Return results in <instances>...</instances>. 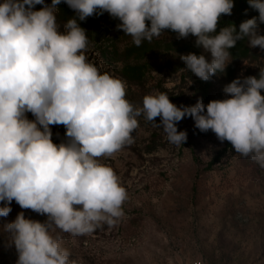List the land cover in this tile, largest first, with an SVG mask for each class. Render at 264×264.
Returning <instances> with one entry per match:
<instances>
[{
    "label": "clouds",
    "instance_id": "9594fccd",
    "mask_svg": "<svg viewBox=\"0 0 264 264\" xmlns=\"http://www.w3.org/2000/svg\"><path fill=\"white\" fill-rule=\"evenodd\" d=\"M61 2L0 0V217L11 213L13 201L46 216L41 221L21 210L3 225L16 264H75L56 229L90 234L125 215L128 193L101 157L133 143L141 114L157 127L159 116L176 145L188 139L178 122L190 116L195 127L211 129L264 168V68L237 76L223 87L230 95L206 105L199 98L178 106L157 90L138 107L126 98L125 81L87 58L89 37L80 24L107 12L137 46L166 30L177 39L191 34L203 51L180 58L186 70L207 81L225 71L237 41L247 37L250 47L264 51V0H248L258 16L243 20L239 30L229 24L219 31L235 0H64L74 15L63 23L57 19ZM53 125L66 129L59 142Z\"/></svg>",
    "mask_w": 264,
    "mask_h": 264
},
{
    "label": "rangeland",
    "instance_id": "374dc122",
    "mask_svg": "<svg viewBox=\"0 0 264 264\" xmlns=\"http://www.w3.org/2000/svg\"><path fill=\"white\" fill-rule=\"evenodd\" d=\"M57 19L67 21L59 8ZM111 19L104 12L80 21L89 37L85 54L101 71L125 81L126 98L138 107L146 94L157 90L178 106L193 105L199 98L206 105L230 95L223 87L237 76L258 75L264 68V51L247 42L245 57L230 52L225 71L204 81L186 70L180 58L203 51L194 36L177 39L166 30L137 46L130 35L109 28ZM260 29L264 34L262 23ZM138 121L133 143L101 157L128 193L125 215L90 234L73 236L56 229L70 259L75 264H264V168L236 152L230 141H220L211 129L195 127L190 116L178 122V130L187 131L184 145L168 140L159 116L155 121L160 127L143 114ZM52 129L54 142H59L66 129ZM21 210L46 219L13 201L11 213L0 217V264H16L17 252L3 225Z\"/></svg>",
    "mask_w": 264,
    "mask_h": 264
},
{
    "label": "trees",
    "instance_id": "16d2710c",
    "mask_svg": "<svg viewBox=\"0 0 264 264\" xmlns=\"http://www.w3.org/2000/svg\"><path fill=\"white\" fill-rule=\"evenodd\" d=\"M60 13H62L65 17V19H69L74 15V10L71 9L65 2L62 0L61 4L58 6ZM252 16H258V10L251 8V6L248 4V0H235L234 8L231 13V15H222L220 18V21L218 22V28L217 31H219L220 27H223L225 25L229 24H235L237 30H239L240 23L248 18H251ZM120 23V21L116 18H113L109 22V28H111L113 31L117 33H122V29H117L116 25ZM150 23V22H149ZM264 25V23H262ZM247 37H245L242 40L237 41L236 45L229 49V51L235 56V57H245L248 54V45H247ZM65 128V127H64Z\"/></svg>",
    "mask_w": 264,
    "mask_h": 264
}]
</instances>
